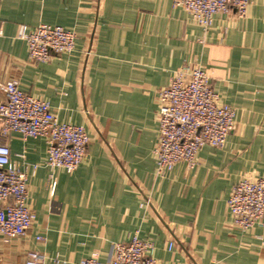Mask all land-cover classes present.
<instances>
[{
    "label": "crops",
    "instance_id": "crops-1",
    "mask_svg": "<svg viewBox=\"0 0 264 264\" xmlns=\"http://www.w3.org/2000/svg\"><path fill=\"white\" fill-rule=\"evenodd\" d=\"M40 22L74 30L75 50L33 60L18 32ZM185 64L206 68L221 101L236 108L235 125L222 147L200 149L195 168L179 161L162 176L157 92ZM8 83L48 99L91 139L68 172L46 164V139L10 135L36 219L25 236L0 235V264H24L33 249L46 264L105 260L136 230L155 242L161 264H264V226L243 230L228 208L241 176H264V0H251L243 17L216 14L208 31L173 0H0V100Z\"/></svg>",
    "mask_w": 264,
    "mask_h": 264
},
{
    "label": "built area",
    "instance_id": "built-area-1",
    "mask_svg": "<svg viewBox=\"0 0 264 264\" xmlns=\"http://www.w3.org/2000/svg\"><path fill=\"white\" fill-rule=\"evenodd\" d=\"M251 0H173L183 7L208 31L218 13L233 9L246 16ZM19 36L27 44L29 56L40 62L49 61L54 53H72L77 34L59 24L40 22L26 30L20 26ZM5 98L0 100V235L5 241L25 236L36 213L28 206V173L12 163L8 138L17 133L24 140L44 138L48 143L46 164L52 168L74 171L87 154L90 134L83 124L61 121L48 99L36 96L15 83L1 84ZM158 94L159 140L154 148L157 174L164 176L179 161L189 168L198 164V153L205 145L222 147L234 129L236 108L221 101L211 76L199 64H185L175 70L168 85ZM57 180L50 176L54 192ZM142 207L152 206L146 197ZM234 224L243 230L264 226V176L243 175L234 184L228 199ZM36 239L45 243L43 233ZM174 241L169 242V249ZM155 242L140 236L136 230L129 241L113 244L110 256L102 260L94 254L76 264H161L155 256ZM44 251L29 250L24 264H46Z\"/></svg>",
    "mask_w": 264,
    "mask_h": 264
}]
</instances>
